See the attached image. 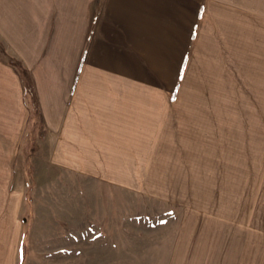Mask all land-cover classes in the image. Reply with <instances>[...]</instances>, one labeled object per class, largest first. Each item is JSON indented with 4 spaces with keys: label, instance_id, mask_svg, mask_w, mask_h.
<instances>
[{
    "label": "crops",
    "instance_id": "obj_1",
    "mask_svg": "<svg viewBox=\"0 0 264 264\" xmlns=\"http://www.w3.org/2000/svg\"><path fill=\"white\" fill-rule=\"evenodd\" d=\"M0 41V132L20 144L29 91L44 160L208 165L260 114L264 0H0Z\"/></svg>",
    "mask_w": 264,
    "mask_h": 264
},
{
    "label": "rangeland",
    "instance_id": "obj_2",
    "mask_svg": "<svg viewBox=\"0 0 264 264\" xmlns=\"http://www.w3.org/2000/svg\"><path fill=\"white\" fill-rule=\"evenodd\" d=\"M0 57L18 65L1 41ZM30 94L20 144L0 132V264H254V238L264 242V96L228 160L113 166L38 158L44 132Z\"/></svg>",
    "mask_w": 264,
    "mask_h": 264
}]
</instances>
